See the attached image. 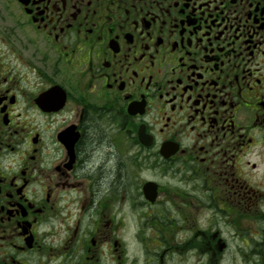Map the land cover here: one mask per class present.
<instances>
[{"label":"flooded vegetation","instance_id":"flooded-vegetation-1","mask_svg":"<svg viewBox=\"0 0 264 264\" xmlns=\"http://www.w3.org/2000/svg\"><path fill=\"white\" fill-rule=\"evenodd\" d=\"M244 256L264 261V0H0V264Z\"/></svg>","mask_w":264,"mask_h":264},{"label":"rangeland","instance_id":"rangeland-1","mask_svg":"<svg viewBox=\"0 0 264 264\" xmlns=\"http://www.w3.org/2000/svg\"><path fill=\"white\" fill-rule=\"evenodd\" d=\"M242 247H243V249H246V247L244 245ZM244 258H245L244 259L245 260L244 264H254V261H253L254 258L253 257H251V256H244ZM215 259H216V257L213 256L212 257V260L215 261ZM248 259H250V261ZM261 264H264V261Z\"/></svg>","mask_w":264,"mask_h":264},{"label":"bare ground","instance_id":"bare-ground-1","mask_svg":"<svg viewBox=\"0 0 264 264\" xmlns=\"http://www.w3.org/2000/svg\"><path fill=\"white\" fill-rule=\"evenodd\" d=\"M107 177H108V175H107V172H106V174H103V178H104V182H109V180L107 179Z\"/></svg>","mask_w":264,"mask_h":264}]
</instances>
